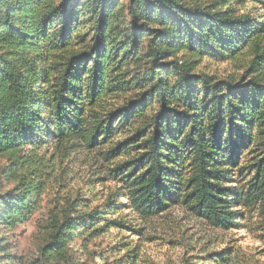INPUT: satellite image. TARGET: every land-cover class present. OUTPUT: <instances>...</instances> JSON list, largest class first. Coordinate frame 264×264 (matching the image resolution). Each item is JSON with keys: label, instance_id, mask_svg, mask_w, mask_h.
<instances>
[{"label": "trees", "instance_id": "16d2710c", "mask_svg": "<svg viewBox=\"0 0 264 264\" xmlns=\"http://www.w3.org/2000/svg\"><path fill=\"white\" fill-rule=\"evenodd\" d=\"M75 142L107 146L116 188L94 205L49 197L48 150ZM0 160V264H144L123 208L145 221L181 205L217 230L239 206L264 217V0H0ZM39 210L26 260L4 234Z\"/></svg>", "mask_w": 264, "mask_h": 264}, {"label": "rangeland", "instance_id": "374dc122", "mask_svg": "<svg viewBox=\"0 0 264 264\" xmlns=\"http://www.w3.org/2000/svg\"><path fill=\"white\" fill-rule=\"evenodd\" d=\"M204 64L207 70L221 77L228 74L236 77L245 73L244 68H237L231 63L205 61ZM106 148H87L81 142L49 148L48 151L53 155L49 197L80 193L87 199H95L94 205L114 191L115 183L106 176L110 164L102 159L100 153ZM2 163L0 160V167ZM121 201L125 202L123 198ZM239 209L242 214L238 217V226L230 230L211 228L181 205L172 206L145 221L137 219V215L129 208H123L121 213L127 214L143 227L139 239L136 236L130 238L139 240L144 264H179L185 257H188L187 264H191V261H194L193 264H206L202 260L199 262L197 257L203 253L202 249L213 251L225 246L239 248L245 255L255 259L256 264H264V217L254 208L239 206ZM42 213L43 210L37 211L30 220L4 234L12 245L9 252L26 260L35 257L38 239L36 223L37 219H42ZM104 238L107 241V237Z\"/></svg>", "mask_w": 264, "mask_h": 264}]
</instances>
